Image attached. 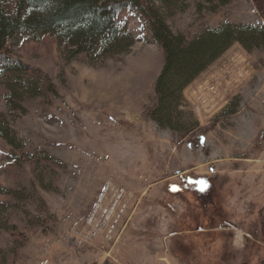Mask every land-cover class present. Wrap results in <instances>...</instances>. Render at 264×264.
I'll use <instances>...</instances> for the list:
<instances>
[{
	"label": "rangeland",
	"instance_id": "rangeland-1",
	"mask_svg": "<svg viewBox=\"0 0 264 264\" xmlns=\"http://www.w3.org/2000/svg\"><path fill=\"white\" fill-rule=\"evenodd\" d=\"M211 2L179 3L167 21L188 36L264 25L253 0ZM124 16L137 42L114 57L67 58L50 33L9 41L41 92L10 110L13 78L0 77L16 146L0 137V264H264V49L233 44L185 89L181 122L205 129L195 142L151 118L164 51Z\"/></svg>",
	"mask_w": 264,
	"mask_h": 264
},
{
	"label": "trees",
	"instance_id": "trees-1",
	"mask_svg": "<svg viewBox=\"0 0 264 264\" xmlns=\"http://www.w3.org/2000/svg\"><path fill=\"white\" fill-rule=\"evenodd\" d=\"M189 0H0V77L13 78L7 83L10 93L6 103L10 110H25L19 92L38 96L41 92L36 69L10 51L9 41L19 33L55 35L67 48L66 57L98 54L114 57L128 53L137 38L125 12L135 14L152 40L164 51V65L155 82L156 103L151 118L163 128L191 133L193 128L181 122L185 89L219 59L233 44L240 43L247 51L264 49V25L223 23L188 36L175 32L167 21L168 13ZM203 1V0H202ZM211 1V0H207ZM233 0H212V12ZM264 18V0H253ZM199 11L202 3L198 2ZM236 108L231 110L234 113ZM200 142L205 129L191 133ZM0 137L15 146L11 126L0 119ZM16 147V146H15ZM12 161H17L12 156ZM1 190L0 192H2ZM4 193V192H2ZM11 194V192H5ZM12 194L16 195L13 191ZM18 198V197H16ZM9 211V204L0 200V228ZM13 234L17 231L12 230ZM19 237L17 239L20 238Z\"/></svg>",
	"mask_w": 264,
	"mask_h": 264
},
{
	"label": "water",
	"instance_id": "water-1",
	"mask_svg": "<svg viewBox=\"0 0 264 264\" xmlns=\"http://www.w3.org/2000/svg\"><path fill=\"white\" fill-rule=\"evenodd\" d=\"M237 264H251V263L246 262V261H242V262H239V263H237Z\"/></svg>",
	"mask_w": 264,
	"mask_h": 264
}]
</instances>
